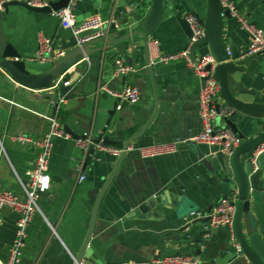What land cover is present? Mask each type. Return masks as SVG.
I'll list each match as a JSON object with an SVG mask.
<instances>
[{
    "label": "crops",
    "instance_id": "obj_1",
    "mask_svg": "<svg viewBox=\"0 0 264 264\" xmlns=\"http://www.w3.org/2000/svg\"><path fill=\"white\" fill-rule=\"evenodd\" d=\"M151 2L78 0L77 23L94 14L105 20L115 15L118 19L116 26L112 24L109 29L121 36L136 24L134 14L140 20L145 18ZM233 2L252 23L264 30V0ZM191 12L204 18L207 0H164L162 20L150 35L151 60L155 58L156 51L172 56L187 48L189 37L177 16L186 17ZM58 25L60 21L54 12H38L22 4H11L4 12V33L30 59H37L40 37L51 38ZM59 29L65 38L73 34L61 25ZM224 33L238 49L245 51L249 35L235 17L225 19ZM95 36H89L85 41ZM131 40L129 45L124 41L102 51L103 43L93 44V51L85 53L83 59L61 76L66 84L74 83V86L68 91V94L73 92L72 97L66 95L63 96L65 100L60 101L62 96L57 95L58 104L44 91L15 82L0 67V185L3 188L22 194L16 172L26 178V171L32 167L39 151L35 141L48 131L52 116L57 115L63 126H69L79 135L92 133L97 137L107 128L112 138L125 140L141 130L154 111L156 97L146 69L143 40L139 36ZM58 44L60 41L52 45L55 59L62 52L57 49ZM117 58L124 59L135 70L125 76L115 75ZM152 64L157 112L146 131L132 142V148L103 196L89 243L93 249L91 258L103 264H152L153 257L177 253L174 248H180L179 253L192 254L204 261L242 264L232 253L224 251L230 229L219 226L207 230L208 222L199 221L205 218L211 206L215 207L222 197L230 193L217 172L221 155L213 156L212 147L191 140L202 128L198 99L203 80L193 73L188 60L181 56L168 63ZM235 75L241 78L245 88L262 96L264 52L258 54L243 73ZM126 85H135L140 89L138 102L121 103L118 100L114 93ZM245 97L252 99L250 95ZM220 102L223 100L220 99ZM216 125L222 126L217 122ZM254 133L255 130L245 131L248 135ZM20 134L30 136L32 141H15L14 137ZM171 142L177 143L174 152L143 156L139 150L140 147ZM116 146L122 148V144ZM86 157L72 135L56 138L49 160L51 187L39 196L41 211L34 213L27 228L18 264L75 263L88 233L97 197L119 156L108 150H97L84 166ZM80 160L87 176L82 182L79 180L81 172L77 169ZM262 169L264 176V156ZM261 186L264 188V177ZM150 196L165 198L158 206L157 217H127L133 208ZM174 198L176 205L171 202ZM260 199L264 204V190ZM179 205L186 206L185 212L188 206L197 208L200 216L188 213L183 218L177 216L175 208ZM2 215L0 258L7 260L16 234L18 214L4 208ZM190 220L199 221L191 225L188 235H184L191 240L190 243L181 245L167 240Z\"/></svg>",
    "mask_w": 264,
    "mask_h": 264
},
{
    "label": "water",
    "instance_id": "obj_2",
    "mask_svg": "<svg viewBox=\"0 0 264 264\" xmlns=\"http://www.w3.org/2000/svg\"><path fill=\"white\" fill-rule=\"evenodd\" d=\"M69 2L70 0H50L47 6L35 7L28 5L25 1L15 0L6 3L5 10L11 4H22L38 12L52 13L67 6ZM5 10L0 11V67L5 69L15 82L27 88L44 91L52 100L56 101V104L59 103L57 95L62 97L67 95L70 98L73 94V92L68 94V91L74 86V83L66 84V81L61 76L83 59L85 53H91L93 51L91 48L93 44L103 43V46L100 48L102 51L110 48L113 44L124 41L129 45L132 43L131 39L135 36H139L143 40L146 53V69L151 76L156 97L151 117L139 132L125 140L112 138L107 133V128H105L99 136L93 138V144L87 150H84L87 156L84 162V166H86L91 155L97 151L95 144H122L123 149L115 163L113 171L106 178L97 197L88 233L74 263L103 264L92 260L91 254L93 249L89 246L95 230L100 204L122 160L127 154L128 146L146 131L158 108L154 68L150 54V35L156 30L162 20L164 0H152L148 14L143 20H140L134 14V19L137 21L136 24L129 27L127 33L121 36H117L118 33L110 32V29H108L104 35L95 36L91 40L79 44V39L97 35L102 28L87 29L79 32L77 35L72 34L69 38H65L59 29L60 25H58L51 39L53 43L60 41L57 49L65 52L54 60L55 55L52 51L45 55L47 61L26 58L13 44L10 37L4 33L3 18ZM195 14L203 23L205 32L204 36L194 43L189 58L196 64L206 54H210L214 59V63H208L206 69L213 70V76L219 81L221 86L220 98L231 106V111L226 115L219 116L216 122L222 125L221 127L231 129L242 138L241 143L233 147L230 153L221 155V165L217 170L230 191L226 197L234 199L233 202L236 207L233 230L224 244V251L232 253L235 259L242 264H264V204H262L260 199L264 190L263 186H261L264 177L262 169V158L264 156V101L262 99H264V94L261 96L255 90H248L245 88L241 78L235 75L238 72L243 73L245 67L258 54L264 51L252 55H244V52L234 45L232 39L225 36V19L232 18V14L229 9H223L220 0H207V12L204 18L198 13ZM177 19L186 35L189 38L192 37L193 30L187 18L178 15ZM114 26L116 25L113 24ZM128 39L131 41L127 42ZM54 85H57V90L50 91L49 89ZM246 95H250L252 99H247ZM259 120H263L262 123H258ZM64 129L74 138L85 137L84 134L79 135L74 133L67 125H64ZM252 130H255L254 134H245V131ZM163 201H165L163 196H150L133 208L127 217H138L141 219L157 217L156 215L159 212L158 206ZM171 202L176 205L175 198ZM184 207L186 206L179 205L175 208L177 216L183 218L186 217V213L191 215L192 212L198 211L197 208L188 206L187 212H185L183 211ZM213 207L211 206L208 209L205 218L203 220L200 219V222H208ZM199 221L190 220L186 222L184 226L175 230L173 236L168 237L167 240L187 245L191 240L185 238L184 235H188L191 231V225ZM174 249L179 253L180 248Z\"/></svg>",
    "mask_w": 264,
    "mask_h": 264
},
{
    "label": "built area",
    "instance_id": "obj_3",
    "mask_svg": "<svg viewBox=\"0 0 264 264\" xmlns=\"http://www.w3.org/2000/svg\"><path fill=\"white\" fill-rule=\"evenodd\" d=\"M15 0H0V11L5 10V4ZM28 5L35 7H44L49 5L50 0H23ZM223 9H229L232 16L235 17L242 29L249 35V44L244 51V55H252L264 51V30L254 23L242 12H240L233 0H220ZM78 0H70L69 4L61 9L54 11L60 21L62 28L70 29L73 34L77 35L79 32L92 29L102 28L96 35H104L106 30L112 24L117 22V17L114 15L109 19H103L98 14L87 17L80 24L77 23ZM190 23L193 35L189 38L187 48L179 55L166 56L156 51V56L152 63H168L178 56L184 57L188 60L189 67L193 73L203 80V85L199 92V114L202 122L201 130L191 138L195 143H204L213 148L211 154L213 156L230 153L233 147L238 146L242 138L236 135L231 129L219 127L216 125V119L219 116L228 114L231 111V106L224 101L220 102L221 86L219 81L213 76V70H207L206 65L210 62L214 63V59L210 54H206L196 64L193 63L189 56L195 42L204 36V25L199 20L194 12L186 15ZM107 27V28H105ZM85 39H79V44L85 42ZM87 41V40H86ZM53 42L49 36L42 35L39 39V50L37 60H47L46 54L53 51ZM230 53V52H229ZM64 52H60V56ZM51 59V58H50ZM55 59V56L54 58ZM52 60V59H51ZM135 70V67L127 63L122 58H117L115 61V75L125 76ZM54 85L52 88H56ZM106 88V86H103ZM121 103H136L140 99V89L135 85H126L121 91L114 93ZM62 97L60 101H64ZM85 137L75 138L76 145L81 150H87L93 144L92 133H84ZM71 137V134L66 132L62 122L57 115L50 117V125L48 131L35 143L39 148L38 154L33 162L32 167L26 171V178L17 174L18 181L22 188V194H18L12 190L5 189L0 185V224L3 222L2 210L10 208L18 214L17 229L14 240L9 249V258L3 260L0 258V264H18L22 257V249L27 235V228L32 220L34 213L41 211L39 205V196L50 189L51 176L49 174V160L51 152L54 147L56 138ZM15 141L29 142L32 138L28 135L20 134L14 137ZM96 150H108L113 155L119 156L122 148L116 145H103L102 143L95 144ZM132 148L129 145L127 152ZM143 156H154L159 153H170L177 150V143H162L152 146H145L139 148ZM77 169L81 172L79 180L82 182L86 179V170L83 169L82 161L80 160ZM234 199L230 197H222L215 205L210 213V218L206 224V229L211 230L219 226H226L232 232L235 203ZM191 216H200V213L192 212ZM152 264H216L214 260L204 261L192 254L171 253L165 255H157L151 259Z\"/></svg>",
    "mask_w": 264,
    "mask_h": 264
}]
</instances>
